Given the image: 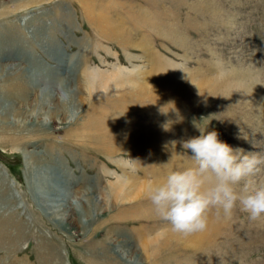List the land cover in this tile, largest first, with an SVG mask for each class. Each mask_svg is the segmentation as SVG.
Segmentation results:
<instances>
[{
    "label": "rangeland",
    "instance_id": "rangeland-1",
    "mask_svg": "<svg viewBox=\"0 0 264 264\" xmlns=\"http://www.w3.org/2000/svg\"><path fill=\"white\" fill-rule=\"evenodd\" d=\"M5 40L0 264H264V219L211 209L204 237L184 235L147 197L195 165L182 145L201 131L264 155V0H0V50ZM44 68L64 84L53 100L36 104L41 83L23 103L5 99ZM154 69L174 91L147 83ZM119 71L87 86L86 73Z\"/></svg>",
    "mask_w": 264,
    "mask_h": 264
},
{
    "label": "clouds",
    "instance_id": "clouds-1",
    "mask_svg": "<svg viewBox=\"0 0 264 264\" xmlns=\"http://www.w3.org/2000/svg\"><path fill=\"white\" fill-rule=\"evenodd\" d=\"M182 146L191 150L195 165L168 172L147 190L155 214L174 232L205 231L211 209L217 218L232 219L241 211L250 221L264 219V183L254 180L264 170V155L233 147L216 130L201 131Z\"/></svg>",
    "mask_w": 264,
    "mask_h": 264
},
{
    "label": "bare ground",
    "instance_id": "bare-ground-1",
    "mask_svg": "<svg viewBox=\"0 0 264 264\" xmlns=\"http://www.w3.org/2000/svg\"><path fill=\"white\" fill-rule=\"evenodd\" d=\"M126 32H129V30L127 29L126 30ZM7 40H5V41H3L2 42V46H3V48L0 50V55H4V53H6V52H4V51H6V47H8V48H12L11 46H10V43L9 42H6ZM15 60V59H14ZM157 67H159V66H157ZM164 67V66H163ZM153 68H155V67H153ZM18 69V68H17ZM152 69V68H151ZM172 69V68H171ZM30 71H32L33 73L30 75V73H29V71H25V75H24V78H26V76H28V75H30L29 76V78H28V81H26L27 82V84L25 83L24 84V82H22L21 81V77L19 78V79H16L15 80V82H12L11 83V86L13 87V88H15L16 89V92H17V94L15 95V96H10V97H6L5 99L6 100H9V101H13V102H21V103H23V102H25L28 98H26V96L27 97H30V96H32L34 93V91H36L37 89V86L38 85H35V83H41V85H39V87H41V86H43V87H41L42 88V91L40 92V93H38L37 95V97H35V101L37 102L36 104L37 105H39V108L40 107H42L43 105H45L44 103H47V102H49L52 98H53V96L55 97V94H53V92H54V90H58V88L59 87H64V84H63V82H61L60 80H58V82H57V79H56V77H57V75H56V77H54V75L52 76V77H50V76H48V77H46V75L47 74H45V73H48V71H47V69L46 68H44L43 70H40L41 72L39 73V70H35V69H31ZM118 71V70H117ZM171 71V70H170ZM172 72V71H171ZM189 72V71H188ZM177 73V72H176ZM22 74V73H21ZM21 74H19V75H21ZM120 74V71L119 72H116V73H114V72H111V73H109V74H103V73H101V74H99V75H96V74H94V73H86V76L85 77H87L86 79H87V86H94V82L96 81V79H98V78H101V79H103V78H107V81H105V82H100L99 83V85L101 86V88H103V89H106L107 88V86H109V80H114V79H117L118 78V75ZM171 73H169V75H170ZM173 74V73H172ZM177 74H179V73H177ZM143 75L144 74H142V77H143ZM159 76H162V75H164V72L162 73V72H160L159 74H158ZM175 75V74H174ZM184 75V74H183ZM145 77V80L147 81V83H149L150 85L151 84H154V88L156 89H158V93L159 94H166L168 91L169 92H172V91H174L172 88H171V85H169V83H171V82H169V80H168V78L166 79V82H164V81H162L163 82V85H161L160 83V81L159 82H157V72L155 71V69L154 70H152L151 72H149V73H147V75L145 74L144 75ZM167 76H168V74H167ZM166 76V77H167ZM239 76V75H238ZM137 77V76H136ZM135 77V78H136ZM165 77V76H164ZM176 77V76H175ZM177 77H179V75L177 76ZM170 78H172V77H170ZM235 78V77H234ZM191 79V78H190ZM70 80V79H69ZM141 80V79H140ZM219 80V79H218ZM145 81V82H146ZM191 81H193L194 82V80H191ZM203 81V80H202ZM226 81V80H225ZM232 81V80H231ZM127 82V81H126ZM134 83H135V81H134ZM142 83V82H141ZM155 83H159V85H156ZM192 83V82H191ZM191 83H189V84H191ZM205 83V82H204ZM66 84V83H65ZM132 84V83H131ZM165 84V85H164ZM193 84V83H192ZM206 84V83H205ZM73 85V84H72ZM116 85V84H115ZM59 86V87H58ZM139 86H141V85H139ZM201 86V85H200ZM203 86V85H202ZM72 88V87H71ZM166 88H167V90H166ZM60 89V88H59ZM175 89V88H174ZM81 87H78L77 88V90H76V92H78V93H82L81 92ZM154 90V89H153ZM180 91V90H179ZM19 92V93H18ZM157 92V91H156ZM176 92H177V90H176ZM175 92V93H176ZM21 93V94H20ZM53 94V95H52ZM65 94H67V93H65ZM168 94H172V93H168ZM167 95V94H166ZM173 95V94H172ZM152 96V95H151ZM160 96V95H159ZM174 96V95H173ZM175 97V96H174ZM169 98V97H168ZM173 98V97H172ZM43 99V100H42ZM53 100V99H52ZM72 100L74 101L75 100V97H73L72 98ZM71 100V101H72ZM23 101V102H22ZM45 101V102H44ZM24 106V105H23ZM12 107L13 106H6V111L7 110H12L13 112L15 111V110H13L12 109ZM12 114V113H11ZM13 115V114H12ZM65 115V114H64ZM102 116V115H101ZM104 117V116H103ZM102 118L100 117V118H98V120H101ZM31 163H30V161H29V165H30ZM37 164H39V163H37ZM45 166V165H44ZM38 168V167H37ZM48 170V174L49 175H47L48 176V179L45 181L46 183H47V190H49L50 191V187H53V190L52 191H54L55 190V192H57V195L59 196V197H61V195L63 194L62 193V190H60V188H59V186H58V184H57V182H55V171L53 170V169H47ZM40 171V170H39ZM42 171V170H41ZM39 174H42L43 173V171L42 172H38ZM59 182V181H58ZM130 182V181H129ZM132 185L133 184H135V183H132V182H130ZM124 186H127V182H125L124 184H122V186L121 187H123L124 188ZM121 187H117V188H115V193H120L121 191H122V189H121ZM48 197H50V195H52V192L51 193H49V192H47L46 191V193H45ZM44 195V194H43ZM127 196V195H126ZM57 204H55V206H56ZM62 205H60V207H61ZM49 209V208H48ZM61 208H59V210L58 211H56V210H54L53 209V211L56 213V214H54L55 216H62V217H67L68 215L67 214H64V213H61V210H60ZM52 210V209H51ZM212 224V223H211ZM208 227H210V226H208ZM207 230H208V228L205 230V231H203V232H199V236H200V238H202V237H204L205 236V234H206V232H207ZM210 231V230H209ZM200 240V239H199ZM198 240V241H199Z\"/></svg>",
    "mask_w": 264,
    "mask_h": 264
}]
</instances>
